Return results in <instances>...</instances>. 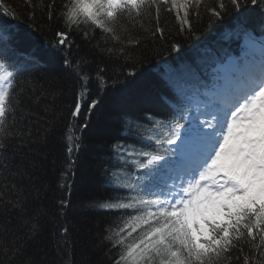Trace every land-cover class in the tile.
<instances>
[{"label":"snow or ice","instance_id":"6c2138e0","mask_svg":"<svg viewBox=\"0 0 264 264\" xmlns=\"http://www.w3.org/2000/svg\"><path fill=\"white\" fill-rule=\"evenodd\" d=\"M250 6L264 11V0H23V9L0 0V264H41L29 249L45 244L53 264H76V229L67 222L75 133L90 126L120 75L135 76L138 53L157 44L179 52L206 20L230 10L238 17L227 37L243 41L241 53L215 64L211 86L174 81L172 106L159 118L125 114L139 146L113 142L118 161L105 175L115 194L87 206L114 218L86 235L107 264H264V18L260 34L249 29ZM21 16L34 31H52L67 88L54 75H34V58L13 59L7 20ZM74 37L99 61L72 56ZM105 60L118 65L113 75ZM57 135L66 140L63 161L52 159L49 180L42 149Z\"/></svg>","mask_w":264,"mask_h":264},{"label":"trees","instance_id":"16d2710c","mask_svg":"<svg viewBox=\"0 0 264 264\" xmlns=\"http://www.w3.org/2000/svg\"><path fill=\"white\" fill-rule=\"evenodd\" d=\"M10 2L23 9V0ZM227 2L228 0H225V3ZM245 16L246 26L260 34V21L264 18V11L250 6ZM237 17L238 14L230 10L222 20L212 22L206 20L198 28L196 36L183 40L179 52H169L166 45L161 47V44H157L144 50L142 56L138 53L142 62L136 63L135 76L120 75L119 82L105 90L102 109L92 117L90 126L75 133L80 136L81 142L74 169L75 175L71 182V207L68 210L67 222L76 229L73 233V239L76 241V264H107L105 249L96 247L98 240L95 243L89 242L86 234L90 232L95 236L103 228L105 221L114 217L91 209L87 205L89 198L115 194L112 192V184L105 175L106 170L113 169V165L118 161L113 152V142L127 138L128 143L139 146V142L130 136L123 126L125 114L141 116L151 111L157 118L165 114L173 103L166 98L175 95L174 81L189 90L205 84L211 86L215 64L229 55L236 56L241 53L242 40L233 36L225 41L227 34L236 28ZM165 19V26L175 35L177 22L171 16ZM7 23L13 37L10 43L14 50L13 59L31 57L34 51L38 52L41 54L42 65L33 69L32 64L33 74L38 78L54 75L58 78L59 86L67 88L70 78L62 63L65 53L50 45L52 31L47 27H44L43 31L30 29L24 16L19 20H7ZM74 39L80 47L73 45L69 50L72 56L87 55L89 60L99 61V56L89 47L83 45L78 38ZM105 63L108 65L109 75L118 70V65L111 61L105 60ZM109 83L112 85V81ZM93 91L95 92V84ZM70 98L69 93L67 100ZM34 110L43 115L42 105L34 106ZM69 134L71 133H65ZM64 143L66 140L57 135L55 140H50L47 148L42 149L47 152L46 178L49 180L53 177L52 159L58 158L60 162L63 161ZM29 254L41 261V264H53L56 260L55 252L47 244L39 248H30Z\"/></svg>","mask_w":264,"mask_h":264}]
</instances>
